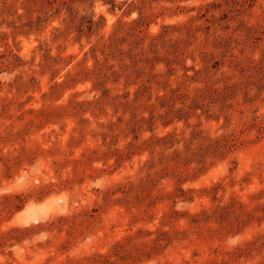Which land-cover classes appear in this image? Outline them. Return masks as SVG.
Returning a JSON list of instances; mask_svg holds the SVG:
<instances>
[{
  "label": "rangeland",
  "instance_id": "374dc122",
  "mask_svg": "<svg viewBox=\"0 0 264 264\" xmlns=\"http://www.w3.org/2000/svg\"><path fill=\"white\" fill-rule=\"evenodd\" d=\"M263 263L264 0H0V264Z\"/></svg>",
  "mask_w": 264,
  "mask_h": 264
},
{
  "label": "trees",
  "instance_id": "16d2710c",
  "mask_svg": "<svg viewBox=\"0 0 264 264\" xmlns=\"http://www.w3.org/2000/svg\"><path fill=\"white\" fill-rule=\"evenodd\" d=\"M261 127H263V126H261ZM264 264V263H263Z\"/></svg>",
  "mask_w": 264,
  "mask_h": 264
}]
</instances>
